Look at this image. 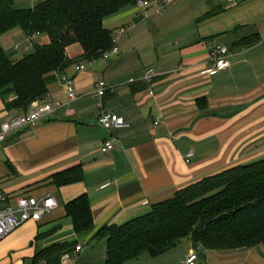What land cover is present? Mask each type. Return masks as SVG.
Returning <instances> with one entry per match:
<instances>
[{
	"label": "crops",
	"instance_id": "crops-1",
	"mask_svg": "<svg viewBox=\"0 0 264 264\" xmlns=\"http://www.w3.org/2000/svg\"><path fill=\"white\" fill-rule=\"evenodd\" d=\"M169 1L170 8L155 18L145 19L135 6L106 19L104 27L115 38L127 30L117 43L119 55L108 60L109 66L97 65L89 72L73 68L66 76L78 101L36 128L10 134L0 147V188L11 200L52 196L59 205L40 222L30 221L1 241L0 264H45L37 256L61 244L84 246L81 264H98L90 258L101 229L142 217L153 205L205 178L264 159V0ZM256 35V46H236ZM25 37L34 48L45 36ZM218 46L228 48L229 68L214 74ZM73 48L68 57L79 59L82 48ZM149 70L155 78L141 81ZM61 78L48 94L64 103ZM131 79L137 82L130 84ZM103 80L114 90L99 99L95 88ZM203 98L205 110L197 104ZM102 112L120 116L129 127L104 130L98 123ZM20 115L0 98V132ZM108 141L114 150L104 153ZM190 152L194 156L188 163ZM76 166L83 169L82 182L62 187L48 183ZM83 195L90 199L94 227L76 234L64 207ZM193 249L184 241L177 251L127 264H181ZM83 253L68 264H80ZM198 263L264 264V246L201 251Z\"/></svg>",
	"mask_w": 264,
	"mask_h": 264
},
{
	"label": "trees",
	"instance_id": "trees-1",
	"mask_svg": "<svg viewBox=\"0 0 264 264\" xmlns=\"http://www.w3.org/2000/svg\"><path fill=\"white\" fill-rule=\"evenodd\" d=\"M16 0H0V37L20 28L30 39L49 38V45H34L33 51L14 60L0 43V98L8 110L27 114L31 105L43 101L57 76L64 77L82 63L95 62L116 44L104 21L123 9L135 7L137 0H43L30 9L15 8ZM258 35L236 46L252 48ZM79 45L83 55L70 59L67 51ZM13 97V99H11ZM202 110L205 98L198 99ZM58 187L84 180L76 166L50 178ZM76 234L94 227L87 195L65 205ZM105 240V264H127L142 258H158L177 250L184 241L197 249L238 250L264 246V159L229 169L179 191L173 198L153 205L144 216L121 226L101 229L96 237ZM76 244L53 246L37 256V262L61 264L65 254H73Z\"/></svg>",
	"mask_w": 264,
	"mask_h": 264
},
{
	"label": "built area",
	"instance_id": "built-area-1",
	"mask_svg": "<svg viewBox=\"0 0 264 264\" xmlns=\"http://www.w3.org/2000/svg\"><path fill=\"white\" fill-rule=\"evenodd\" d=\"M169 0H137V7L143 10V16L145 19L155 18L170 8ZM155 7L154 12L149 14L144 12L147 9ZM127 32L126 29L119 31L118 37L115 38L114 43L116 46L109 52H105L101 55V59L110 60L114 56L119 55V48L117 46L118 41ZM39 34L34 35L30 40H34ZM15 51L19 50V47L14 48ZM27 50V48L25 49ZM229 50L225 46H218L213 52V71L212 73H218L220 71L229 68L228 62ZM94 62H89V66H92ZM78 73L87 70V66L82 64L76 68ZM156 74L154 70H149L140 80L145 82L152 81ZM136 79H131L130 84L136 83ZM61 84L65 88L67 94L66 102L52 101L50 95L47 94L43 101L34 102L27 114L20 115L11 118L8 122L2 125L0 132V145H3L10 134L20 131L26 128H36L38 123L63 110L64 108L72 106L78 101L79 97L76 93L73 81L68 76L61 78ZM114 87L106 81H100L95 88V97L103 99L109 92L113 91ZM99 125L106 131H115L123 128H128L129 125L120 116L102 112L98 119ZM114 150L113 142H106L102 152L107 153ZM194 156L190 152L187 156V162ZM59 207L58 202L52 196H47L41 199L34 197H17L13 200L0 189V242L6 237L23 227L26 223L40 222L44 217L52 214ZM85 251V247L78 245L73 254H65L61 258V264H68L72 261V257L78 256ZM201 251L204 253L202 247L193 249L186 259L181 264H199V254ZM210 264V263H207Z\"/></svg>",
	"mask_w": 264,
	"mask_h": 264
},
{
	"label": "rangeland",
	"instance_id": "rangeland-1",
	"mask_svg": "<svg viewBox=\"0 0 264 264\" xmlns=\"http://www.w3.org/2000/svg\"><path fill=\"white\" fill-rule=\"evenodd\" d=\"M41 1L42 0H16L15 1V8H17V9H30V8H33L34 6H36V4H39ZM148 23H150V21ZM42 40H43V42H42ZM28 41L29 40L25 37L24 32L20 28H17L15 30L3 35V37H0V43H1L2 47L8 53V55L10 57H12V59H15V60H20L21 58H23L24 56L30 54L33 51L32 45H30V43H29L30 41L29 42ZM38 42L40 43L38 45L45 46V45H49L50 40H49L48 37L45 36L42 39L39 38L37 43ZM14 46H18L19 47V51L18 52H14L12 50V47H14ZM73 47H75L73 49H76V50L77 49L80 50V48H81L79 45H75ZM25 48H27V50H25ZM84 65L87 66L86 72L87 71L89 72L90 71L89 69L91 67L93 68L94 66H97V65L99 67L104 66V65L109 66L110 64L108 63L107 60L99 59V60L95 61L92 64V66H90V67H89V63H84ZM100 74L99 75L102 76V73H100ZM2 122H0V124ZM1 146L2 145H0V147ZM7 181H9V183L14 182V180L12 178H11V180H7ZM5 184H7V183H5ZM2 191L6 193V191H4V190H2ZM99 242H100V244H99ZM94 247H96V248L95 249L94 248L91 249V251L93 249L94 250L91 252L92 254H91V258L90 259L93 260L94 262H97L99 264L102 261H104L106 256H107V251H106V253H104L106 248H107L106 247V241L105 240H97L96 244L94 245ZM188 248H189L188 246L183 247L182 248L183 252H182V250H181V252L179 251V254L181 253L180 256H182L184 254V252L188 251ZM177 250H175V251H177ZM88 253H89L88 255H90V250H89ZM85 255H86L85 253H83L81 255L80 258H82V261L80 262V264L85 261V259H84ZM77 257L78 256H76V257L73 256L72 260L76 261ZM90 259H89V261H90ZM146 259H149V258H146Z\"/></svg>",
	"mask_w": 264,
	"mask_h": 264
}]
</instances>
